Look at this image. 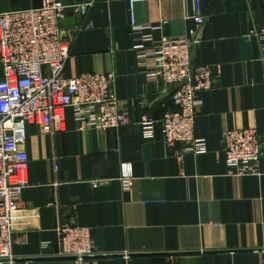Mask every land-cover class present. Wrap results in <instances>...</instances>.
Instances as JSON below:
<instances>
[{
  "label": "crops",
  "instance_id": "0c3cea01",
  "mask_svg": "<svg viewBox=\"0 0 264 264\" xmlns=\"http://www.w3.org/2000/svg\"><path fill=\"white\" fill-rule=\"evenodd\" d=\"M42 0H0V11L36 8ZM90 2L85 14L69 7L60 24L69 42L68 78L111 72L113 90L129 123L116 129H80L71 108L64 130L40 133L27 125V186L15 212V264H64L56 227H87L94 250L81 264H262L264 152L260 175H231L220 153L221 134L255 128L264 137V0H202L195 26L192 0L136 3L131 25L127 0ZM195 29L193 64L220 65L217 85L202 90L195 137L207 150L185 153L163 142L160 119L174 109L171 87L149 76L148 61L133 49L146 34L181 35ZM142 115L154 119L145 139ZM132 185L122 188L120 178ZM99 180L93 187L92 181ZM44 244L47 246L44 247Z\"/></svg>",
  "mask_w": 264,
  "mask_h": 264
},
{
  "label": "built area",
  "instance_id": "2783aa9c",
  "mask_svg": "<svg viewBox=\"0 0 264 264\" xmlns=\"http://www.w3.org/2000/svg\"><path fill=\"white\" fill-rule=\"evenodd\" d=\"M165 0H127L131 25L139 2ZM194 2L193 22L203 23L201 1ZM90 2L67 6L62 0H42L36 8L0 11V264H15L11 252V234L20 193L27 186L28 154L23 149L27 125L40 133L64 130L65 110L71 108L80 129L100 131L116 129L129 123L127 114L113 90L111 72H87L68 78L64 66L70 56L69 42L61 36L60 24L69 7L85 14ZM264 38V25L251 30ZM195 29L181 35L139 37L133 49L148 61L149 76L171 87L174 109L164 112L161 123L163 142L168 147L181 145L176 156L201 154L207 150L204 138L195 137V117L201 100L197 94L214 88L220 65L193 64ZM155 120L142 115L139 127L145 139L154 134ZM220 153L231 175H260L264 137L249 127L232 128L221 134ZM122 188L132 185L130 176L120 178ZM99 180H93L97 187ZM59 249L52 254L64 264H81L94 255L90 230L71 222L56 227ZM47 245L44 244V247ZM264 264V250L262 251Z\"/></svg>",
  "mask_w": 264,
  "mask_h": 264
}]
</instances>
